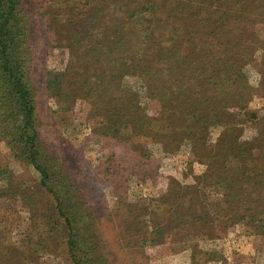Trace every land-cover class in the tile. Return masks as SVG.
<instances>
[{"label":"rangeland","instance_id":"374dc122","mask_svg":"<svg viewBox=\"0 0 264 264\" xmlns=\"http://www.w3.org/2000/svg\"><path fill=\"white\" fill-rule=\"evenodd\" d=\"M36 1L44 15V28L36 29L32 44L40 135L95 210V239L103 253L113 264H190L195 250L202 264H264V142L254 143L264 123L253 124L264 117V0H110L112 7L108 0H98L106 7L98 14L94 7L87 11L86 0ZM249 6L255 13L243 12ZM113 14L110 30L104 26ZM175 38L181 42V58L157 63L155 56L170 55ZM191 44L196 63L186 58ZM226 50L232 52L228 62ZM96 51V65L87 63ZM132 62L135 70L123 83L149 117L160 107L155 97L161 91L177 108L189 111L205 113L224 103L223 120L209 125L202 148L191 141L158 144L153 123L142 132L130 128V141L101 136L89 120V104L82 98L72 104V97H50L42 79L46 68H72L73 93L76 73L89 76L88 71L89 84L106 90L115 73ZM226 63L233 83L224 89L211 78ZM253 111L257 119L247 117ZM226 125L235 127L241 147L232 145L233 135L232 144L218 145L226 138ZM0 162L19 174L24 185L34 181V173L3 142ZM189 187L196 193L186 192ZM202 192L200 206L214 211L209 224L181 211L190 198L198 203ZM26 234L33 241L29 251L21 247ZM43 234L20 203L13 208L1 204L0 264H69L59 245L47 246L39 238Z\"/></svg>","mask_w":264,"mask_h":264},{"label":"trees","instance_id":"16d2710c","mask_svg":"<svg viewBox=\"0 0 264 264\" xmlns=\"http://www.w3.org/2000/svg\"><path fill=\"white\" fill-rule=\"evenodd\" d=\"M97 1L86 0L87 11L88 9L90 11L92 7L95 8L93 12L97 14L105 10L106 7L99 5ZM108 2V6L112 7L111 1L108 0ZM40 8L41 5L37 4L36 0H0V143L5 144L14 159L22 165H26L34 173V181L26 186L20 182L19 174L0 162V205L13 208L14 204L20 203V207L29 213L33 226L42 228L45 237L42 235L39 238L46 244L59 245L61 253L67 255L69 264H113L112 260L103 253L102 245L95 239L99 219L95 210L82 194L78 183L66 170L64 162L47 149V145L40 135L35 97L37 83L34 81L32 72L35 55L32 44L35 32L36 29L39 31L44 28L41 26L44 15ZM261 9L264 10V6ZM246 11L251 14L255 13L250 6L246 7L243 12ZM256 16L258 15L256 14ZM115 18V14L111 15L104 27L111 30ZM204 22L207 21L204 20ZM229 38L227 37L225 40L232 42L233 40L231 38L229 40ZM45 39L47 38L45 37ZM195 42L201 43V41ZM172 45L175 47L170 51V55H167L168 57L155 56L157 63H166V60L172 59L178 61L181 58V42L175 38ZM188 47H191L192 50L196 46L191 44ZM226 51L224 57L225 59L229 58L228 62L232 52L229 54V51ZM196 54L192 50L191 55L186 58L192 63H196ZM44 55L47 57L45 53ZM98 56L96 51V54L90 56L86 62L96 65ZM42 57L44 56L42 55ZM226 64L224 69L217 70V75H212L211 78L212 80L218 79L219 83L216 84L221 85L220 87L224 89L227 85L232 86L233 83L228 75L231 67L228 63ZM133 66L134 62L128 63L120 75L115 73L113 81L106 90L101 85L91 82L89 84L90 72L88 71L89 76L80 72L76 73L78 78L76 77L73 84L77 88L76 93H73L72 87H70L72 85L70 78H72V74L75 76V73L72 72V68L65 72L46 68L43 70L44 78L42 79H44L45 89L50 97H60L61 99L72 97V104L76 99L82 98L89 104V120L94 123L93 129L96 125L101 136L110 134L120 142L130 141V138L133 137L128 132L130 128H138L139 132H142L146 130L148 124L152 125L153 123L152 126L155 128L153 130L156 131L152 136L158 138L155 141L158 144L161 140L162 145L167 144V141L178 142L177 144L191 141L194 148H202L205 142L204 133L207 135L206 131L209 125L214 126L223 120H221V115L224 113V103L213 104L205 113L196 112V110L189 111L182 106L177 108L171 100H166L168 93L161 91V94L155 97L158 98L156 102L160 104L157 115L149 117L142 109L143 107L135 106L136 103L130 99L134 95H130L131 88L123 83L124 76H128L135 70L132 68ZM146 92L148 93V91ZM186 98L188 101H193L190 96H186ZM66 105L70 108L68 103ZM140 109L143 112L141 114L137 113ZM236 115L240 116V112L233 113L234 118ZM248 116H252L253 119L258 118L254 111L247 113ZM262 121L264 123V117L253 124L259 126ZM133 123L134 125H132ZM183 130L188 131L185 133L187 136L181 135ZM134 131L136 133V130ZM160 131L161 133H159ZM236 131L235 127L226 125L222 131L226 138L222 137V143L219 142L218 145L232 144L230 136L233 135L232 145L241 147L243 143L235 139L238 136ZM263 132L264 125L261 124L255 132V144L262 145L264 142ZM175 138L179 139L176 141ZM239 151L244 153L246 149ZM110 163L111 161L107 166H110ZM215 171L217 170L214 169L212 173ZM186 192L196 193V190L194 187H189ZM202 197H204L203 192L200 194L198 203L195 204L190 198L189 203L182 207L181 211L187 216L188 214L196 215L199 223L202 221L209 224L211 223L210 214L214 211L205 210L206 206H200ZM25 236V244H23L24 246L21 244V247L27 248L28 251L32 250V236L29 234ZM38 240L37 244L40 245ZM45 248L47 247L44 244ZM190 257V264H202V257L196 250L191 253Z\"/></svg>","mask_w":264,"mask_h":264}]
</instances>
